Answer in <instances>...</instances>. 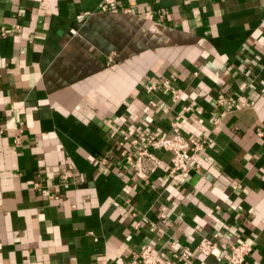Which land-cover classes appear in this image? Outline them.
<instances>
[{
	"label": "crops",
	"instance_id": "obj_1",
	"mask_svg": "<svg viewBox=\"0 0 264 264\" xmlns=\"http://www.w3.org/2000/svg\"><path fill=\"white\" fill-rule=\"evenodd\" d=\"M2 26L0 264H140L214 234L264 264V0H0ZM155 133L206 137L177 184L169 151L148 182L124 165L119 141Z\"/></svg>",
	"mask_w": 264,
	"mask_h": 264
},
{
	"label": "built area",
	"instance_id": "obj_2",
	"mask_svg": "<svg viewBox=\"0 0 264 264\" xmlns=\"http://www.w3.org/2000/svg\"><path fill=\"white\" fill-rule=\"evenodd\" d=\"M101 9L106 10V5H102ZM145 15L146 17L157 18L159 20L163 17V14L154 15L151 11L146 12ZM0 32L1 34L5 33L4 26L1 27ZM165 83L169 84L168 81ZM154 88H156L154 84L146 85L147 91H152ZM171 93L174 99L179 97V93L176 89L171 88ZM216 98L217 102L224 106L222 114L228 110L249 107L253 104L252 101H238L232 103L222 93H219ZM184 109L188 110L189 107ZM197 111L200 112V110ZM258 133L262 135L261 131ZM206 142V137L196 138L184 136L181 133H174L172 135L155 133L143 141L133 136L130 140L131 145L128 147L120 140L119 144L121 148L119 153L125 160L124 165L132 167L137 178L144 182H148L151 175L161 164V159L154 151L157 149L169 151L171 153L170 163L168 165L169 182L174 185L189 176L193 169L191 159L196 153L204 149ZM73 176L74 173L70 169H67L62 174L64 180L72 178ZM37 185L38 183L35 184V186ZM165 215L166 212L163 208L160 216L165 218ZM139 227L140 222H135L134 228L138 229ZM150 230H157L161 235L165 234L164 230L160 227L156 228L155 226H151ZM217 237V234H214L212 238L203 236L194 248L189 245H181L175 239L167 237L162 243V247L156 248L151 245H145L138 252L133 254L132 258L133 261H137L140 264H174V262L180 259H194L197 258L198 255H203L212 256L218 261L227 259L232 264H243L246 257L253 249L252 242L247 240L232 243L228 247H223L217 241Z\"/></svg>",
	"mask_w": 264,
	"mask_h": 264
}]
</instances>
